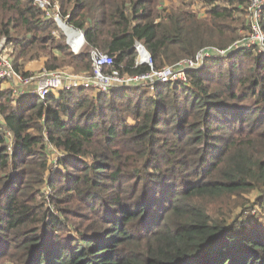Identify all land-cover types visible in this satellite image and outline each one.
<instances>
[{
  "label": "trees",
  "instance_id": "16d2710c",
  "mask_svg": "<svg viewBox=\"0 0 264 264\" xmlns=\"http://www.w3.org/2000/svg\"><path fill=\"white\" fill-rule=\"evenodd\" d=\"M53 1L84 34L77 53L34 0H0L3 51L25 76L40 59L47 71L90 73L91 50L138 75L151 67L136 64L137 42L160 70L251 33L250 0ZM258 212L264 52L255 46L154 87L44 99L0 88V264H264Z\"/></svg>",
  "mask_w": 264,
  "mask_h": 264
},
{
  "label": "built area",
  "instance_id": "2783aa9c",
  "mask_svg": "<svg viewBox=\"0 0 264 264\" xmlns=\"http://www.w3.org/2000/svg\"><path fill=\"white\" fill-rule=\"evenodd\" d=\"M34 2L45 11L47 18L68 20V15L64 16L61 14L58 1L34 0ZM263 8L264 0H250L248 16L251 20V33L249 36L237 41L227 49L204 48L195 57L184 59L176 65L160 70L154 69L150 54L142 51L141 47L136 45L139 54L136 58V64L151 67L146 73L138 75L120 74L115 69L114 59L111 55L98 50H91L92 71L90 73L77 74L69 70L67 72L60 69L56 71L43 70L40 75L25 76L14 68L11 57L3 51L7 38L2 36L0 38V88L5 82L9 81L17 99L33 96L44 99L50 93L65 89L90 88L97 93H108L113 89L126 85H148L154 87L157 83L187 81L188 71L199 69L200 64L208 57L225 55L233 49L242 46H255L258 51L264 52V32L260 25ZM73 45L71 47L72 50L76 53L79 52L82 44L79 43L78 45L80 46L78 48L75 44Z\"/></svg>",
  "mask_w": 264,
  "mask_h": 264
},
{
  "label": "water",
  "instance_id": "95a60500",
  "mask_svg": "<svg viewBox=\"0 0 264 264\" xmlns=\"http://www.w3.org/2000/svg\"><path fill=\"white\" fill-rule=\"evenodd\" d=\"M59 27L64 31L67 39V43L72 47V44H76V38L80 39L81 43H84V34L81 31V29L71 26L68 21H64L61 18L56 19ZM79 44V43H78ZM136 45H139L141 47V50L148 53L147 49L140 43L137 42Z\"/></svg>",
  "mask_w": 264,
  "mask_h": 264
},
{
  "label": "rangeland",
  "instance_id": "374dc122",
  "mask_svg": "<svg viewBox=\"0 0 264 264\" xmlns=\"http://www.w3.org/2000/svg\"><path fill=\"white\" fill-rule=\"evenodd\" d=\"M66 40H67V39H66ZM81 44H82V46H83L84 43H81ZM82 48H83V47H81V49H82ZM81 49H80V50H81ZM80 50H79V51H80ZM259 52H260V51H259ZM138 55H139V54H138ZM42 60L44 61V59L34 60V61H35V62H39V61H42ZM205 61H206V60H205ZM205 61H204L203 63L200 64V68H199L198 70L203 69L204 64H205ZM31 62H32V61H31ZM29 63H30V62H29ZM29 63H28V64H29ZM28 64H27V65H28ZM26 70H27V69H26ZM43 70H46V69H45V67L42 66V65H41L40 67H38V68L35 67V68H29V69H28V71L31 72L30 74H31L32 76H36V75H40V74H42V73H43ZM62 70H65V71L68 72V70H70V69H69V68H64V69H62ZM46 71H47V70H46ZM70 71H72V70H70ZM75 73H79V74H80L81 72H75ZM3 86H4V87H6V86H7V87H8V86H11V82H9V81H8V82H5V83L3 84ZM150 87H151V86H150ZM33 97H34V96H33ZM45 189H47V188H45ZM254 198H255V194H253V195L251 196V199H252V200H254ZM254 211H255V213H254ZM257 211H259V207H258V206H255L253 210H250V211L248 212V215H254V214L256 215ZM249 213H250V214H249ZM258 214H260L261 218L264 220V214H263V213L261 214L260 212H258Z\"/></svg>",
  "mask_w": 264,
  "mask_h": 264
},
{
  "label": "crops",
  "instance_id": "0c3cea01",
  "mask_svg": "<svg viewBox=\"0 0 264 264\" xmlns=\"http://www.w3.org/2000/svg\"><path fill=\"white\" fill-rule=\"evenodd\" d=\"M44 66V61H39V62H35V61H32L30 62L27 66H26V69L28 70L29 68H38L40 66Z\"/></svg>",
  "mask_w": 264,
  "mask_h": 264
},
{
  "label": "bare ground",
  "instance_id": "6f19581e",
  "mask_svg": "<svg viewBox=\"0 0 264 264\" xmlns=\"http://www.w3.org/2000/svg\"><path fill=\"white\" fill-rule=\"evenodd\" d=\"M78 43H81L80 42V39L79 38H76V44H75V46L78 48V46H80V45H78ZM73 45V44H72ZM74 46V45H73ZM75 48V47H74Z\"/></svg>",
  "mask_w": 264,
  "mask_h": 264
}]
</instances>
